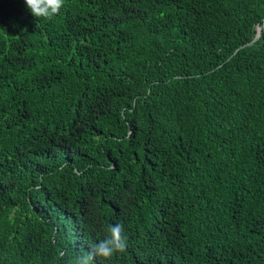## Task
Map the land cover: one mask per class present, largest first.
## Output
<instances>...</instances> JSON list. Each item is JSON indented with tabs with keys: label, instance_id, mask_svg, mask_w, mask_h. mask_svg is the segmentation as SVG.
Wrapping results in <instances>:
<instances>
[{
	"label": "trees",
	"instance_id": "trees-1",
	"mask_svg": "<svg viewBox=\"0 0 264 264\" xmlns=\"http://www.w3.org/2000/svg\"><path fill=\"white\" fill-rule=\"evenodd\" d=\"M263 18L0 0V264L74 261L116 223L125 250L93 264H264Z\"/></svg>",
	"mask_w": 264,
	"mask_h": 264
},
{
	"label": "clouds",
	"instance_id": "clouds-1",
	"mask_svg": "<svg viewBox=\"0 0 264 264\" xmlns=\"http://www.w3.org/2000/svg\"><path fill=\"white\" fill-rule=\"evenodd\" d=\"M27 9L33 17L51 19L57 15L64 6L65 0H24ZM107 238L89 246L87 253L75 260H68L64 264H93L97 258L109 260L114 254L123 252L127 246V236L124 235L122 223L108 226ZM65 253L59 252L58 259L64 261Z\"/></svg>",
	"mask_w": 264,
	"mask_h": 264
},
{
	"label": "water",
	"instance_id": "water-1",
	"mask_svg": "<svg viewBox=\"0 0 264 264\" xmlns=\"http://www.w3.org/2000/svg\"><path fill=\"white\" fill-rule=\"evenodd\" d=\"M262 32H264V18H263V23L262 24H259L257 26V32H256L255 37L251 41L247 42L246 44L253 43L262 34Z\"/></svg>",
	"mask_w": 264,
	"mask_h": 264
}]
</instances>
